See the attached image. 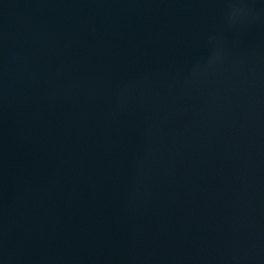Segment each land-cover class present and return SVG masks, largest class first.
I'll return each mask as SVG.
<instances>
[{
    "label": "water",
    "instance_id": "1",
    "mask_svg": "<svg viewBox=\"0 0 264 264\" xmlns=\"http://www.w3.org/2000/svg\"><path fill=\"white\" fill-rule=\"evenodd\" d=\"M0 264H264V0H0Z\"/></svg>",
    "mask_w": 264,
    "mask_h": 264
},
{
    "label": "clouds",
    "instance_id": "2",
    "mask_svg": "<svg viewBox=\"0 0 264 264\" xmlns=\"http://www.w3.org/2000/svg\"><path fill=\"white\" fill-rule=\"evenodd\" d=\"M230 11H229V20L231 21L232 19H234L235 17L242 15V13L244 12L243 8H235V7H231V4L229 5Z\"/></svg>",
    "mask_w": 264,
    "mask_h": 264
}]
</instances>
